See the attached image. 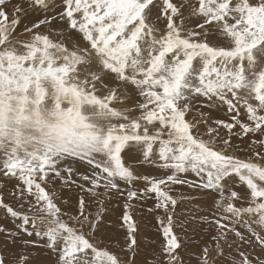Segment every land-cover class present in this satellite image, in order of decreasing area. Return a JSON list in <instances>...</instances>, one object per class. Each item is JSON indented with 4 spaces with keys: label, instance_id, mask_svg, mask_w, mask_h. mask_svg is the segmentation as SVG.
Segmentation results:
<instances>
[{
    "label": "snow or ice",
    "instance_id": "6c2138e0",
    "mask_svg": "<svg viewBox=\"0 0 264 264\" xmlns=\"http://www.w3.org/2000/svg\"><path fill=\"white\" fill-rule=\"evenodd\" d=\"M217 104L230 120L210 122ZM0 179L17 201L0 194V264H38L37 249L49 264H184L201 231L197 264H264V0H0ZM177 185L207 192V214L178 218ZM148 199L152 260L135 219Z\"/></svg>",
    "mask_w": 264,
    "mask_h": 264
},
{
    "label": "rangeland",
    "instance_id": "374dc122",
    "mask_svg": "<svg viewBox=\"0 0 264 264\" xmlns=\"http://www.w3.org/2000/svg\"><path fill=\"white\" fill-rule=\"evenodd\" d=\"M27 23V21H25ZM208 116L210 117V122L214 120H230V116L227 112L226 106L217 104L214 107L208 108L205 107L203 109ZM203 130V128L201 129ZM220 134L222 136L227 135V129H220ZM248 141H241L239 139H233V144L239 147H245ZM237 155L241 157L251 155L250 152H237ZM142 172L146 174H151L153 176L162 175V172L158 170L155 166L152 165H144L141 169ZM189 179H193L194 177L189 174ZM232 183V181H229ZM57 190L59 195L62 198L71 199L73 203L75 202L78 190L72 188L68 190L64 188L62 192H60V182H56ZM15 186V180H3L0 179V194L3 195L5 202L13 204L16 206L17 201L15 198L10 195L13 192ZM237 191H243L244 189L241 187L236 188ZM170 194L173 195L178 200V207L176 209L178 218H183L187 213L193 211L194 209L199 208L200 214H207L209 205L212 203L211 197L207 192L202 191H194L192 189L187 188L186 186H173ZM188 197L189 199H185ZM60 201L58 200L57 203ZM124 201L122 199H118L117 197L113 196L110 202L107 203V215L108 219L115 223L117 217L120 215L122 206ZM63 207V205H61ZM154 207V200L148 199L143 205V211L139 207L135 209V219L140 223L141 233L145 234L151 240L156 241L155 244L150 245L145 251L148 253L147 259L152 260L155 255L159 253V245L161 242V238L159 237L158 233L156 232V220H155V213H149L147 211L148 208ZM0 224H6L9 228L12 227V224L9 220L5 219V213L3 209H0ZM203 228L207 229L208 226H202ZM177 234L183 239L184 232L181 231L179 227L176 228ZM214 234L210 231H201L197 235L192 236L191 240L184 243V247L180 250V256L184 261V264H197L196 256L199 254L201 246L205 241L210 239V236ZM104 237L105 243H107L108 238L111 236L119 235L116 233L114 229H101V232L97 234L98 239L100 236ZM245 251L249 252L253 257L257 256L260 253V247L256 244L255 241L252 244L245 246ZM40 255L37 257L38 264H49L47 254L43 252V250L37 249ZM9 256L12 254V250H9L7 253ZM143 258V257H141Z\"/></svg>",
    "mask_w": 264,
    "mask_h": 264
}]
</instances>
